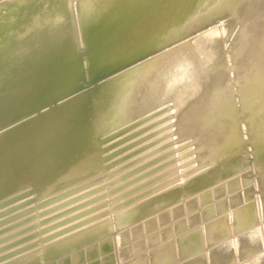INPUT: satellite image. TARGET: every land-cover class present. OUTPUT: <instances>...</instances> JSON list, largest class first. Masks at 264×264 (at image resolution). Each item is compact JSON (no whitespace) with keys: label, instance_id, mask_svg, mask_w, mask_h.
<instances>
[{"label":"rangeland","instance_id":"1","mask_svg":"<svg viewBox=\"0 0 264 264\" xmlns=\"http://www.w3.org/2000/svg\"><path fill=\"white\" fill-rule=\"evenodd\" d=\"M1 1L0 6L9 3V0ZM71 1L68 2L67 0L68 3H73V5L75 3V7L73 5L72 7L69 4V6L72 7L69 8V10L73 12V14H70L71 17L73 18L75 16L71 21H73V31L78 40V51H75V48H73L71 55L73 59H77L80 65H82V70H86L84 67L85 50L82 48V44L79 43V41L82 42L83 38L81 37L82 28L80 25V18L77 16L75 10L76 0ZM188 1L189 0H149V2L147 1V10L149 11V14L153 15L156 13L157 8L165 10L168 9V6H171L173 3L181 5L183 2L186 4ZM256 1V3H258L260 0ZM262 1L264 0H261L260 3ZM249 2L246 3L245 0V2L243 1V4L246 3L248 5L247 6L245 4L247 8L253 7L254 5H252V0H249ZM224 4H217L210 8V11L207 12V19L209 22L211 21V27L214 29V31L217 30V34L220 33L218 34V38L220 41H222L221 43L226 44L225 46L223 45L225 47L223 51L229 47V41L231 37L235 35V33H233L235 32L234 26H236V23H238L240 18L237 17L236 13L239 12V15L240 13H245L244 10H247V8H244L245 5L243 4L241 5L244 7H242L240 4H238L240 7L236 4H233L235 8L232 7V11L229 9L231 0H228V2L225 0ZM139 8L140 6L130 7L129 9L127 8L125 10L126 13L124 12L125 15L120 19L119 23H121L122 26L128 23V17L130 19L134 18L136 14L135 12H138L140 10ZM239 8L244 9L243 12L242 10L240 11ZM235 9L237 11H235ZM225 10L228 11L225 12ZM215 11H218V13L214 14ZM218 16L220 18H218ZM222 18L227 21H223ZM215 19L217 20L215 21ZM224 22L225 24H229L230 22V28L233 26L231 29L234 28V31L228 30L227 27V29L223 28L225 27ZM206 28L208 29L210 26H207ZM206 28L199 32L201 33L199 35L201 38L206 33H209L210 31L212 32V28L208 30H206ZM109 31V29H101L99 35L107 36ZM247 34L254 37L259 35V33L251 32H247ZM197 35L198 34H196L194 38L199 37ZM183 39L184 38L180 40L182 44H187L183 43L185 40H187V38L185 40ZM166 46L167 45L162 46L163 50L170 48ZM229 50L230 49L228 48L225 50V52H229ZM186 51L188 53H186ZM185 53L189 56H186L188 61H191L193 64L201 63V58L192 54L190 49H185ZM229 55L232 57L230 52L229 54L227 53L228 57H230ZM261 55L264 56V52H262ZM51 56V51H49L39 68L37 70H30V73L33 77L37 76L36 79L40 80L41 78V80L45 82H47L49 78L52 79L48 87L49 89L44 94H41V98L36 93L35 97L32 96L31 99H26V97L23 98L21 102H31L27 107L28 110L23 111V114L16 112L15 114L9 115L7 117L10 112L6 113V120L0 124V132L2 131L0 135H5V133L9 130V132H11V130L14 131L19 127H26L30 125L34 129L42 126L43 122L48 121L49 123V120H56L54 118H59L60 116L63 119L65 115H67L66 112L72 107L86 106L85 108H87V105L90 106L96 102L98 106V104L101 103L105 97H110L112 92L118 91V89L121 88L120 81L113 80V77L134 64H129L127 62L129 60L127 58H130L131 53H127L124 56L120 55L117 58L111 57L110 55L109 60H106L102 64L98 72L91 73L82 71L81 77L78 80L75 79L76 81L73 82L74 80L70 81L69 75H66L64 71L59 69L55 71L49 70L51 67L48 66V61L51 60ZM213 56H215V53H210V57ZM120 58H123L126 62L122 66H118V64H116ZM144 58L145 57H142V59ZM233 58L228 59L230 62L232 61V64L229 62V64L232 66L235 62L234 60H236V58ZM191 62H185V66L175 67L171 72L172 75L170 74L166 80L164 79L165 81L162 83H172L173 81L176 82L179 79L182 81L181 84H179L180 88L178 87L179 90H182L181 92L175 91L176 93H174V91H171L168 88H166L167 90L163 89L166 86L164 87V85H162L161 87V83L160 85L156 86V90L153 88L154 93H152V99L158 98L160 105L158 104L157 109L155 108V110L151 111V115L146 113L144 114L145 118L142 117V115L140 116L139 121H137L139 117H136V120L135 118H132L131 122H133L132 120H135L134 122L136 124H128L130 123L128 122L130 120H127L126 123L125 121L124 123H113V121H107V126L102 125L106 129H103L104 127H102V132L98 133L97 135L93 134L90 137L88 135L85 136L80 141L81 143L84 142V146L80 147L79 149H75L76 145L72 146L75 144V142H71V146L75 150H72V156L71 153L68 152L66 156H69L73 161L71 162L74 163V167H71L72 169L68 168L67 171H64V167L60 165L42 169L41 172L44 174L38 183H34L33 181H25L19 184H27L28 182V184H30V182H33L34 184H44V186L46 184L45 187H39L38 191L36 192L32 191V189L28 188V186L25 187L24 185H20L19 189H16L7 195L6 198H0V227L6 225V223L15 221L17 217H19L17 220H21L22 216L24 218L23 220L32 217L29 221L33 222L32 225H34V227L29 230L31 232L28 231V233L24 235L23 238H21L22 236L20 237L21 242L18 243V247L19 245L21 246L17 249L18 251L15 250L17 247H15L16 244H13V241H9L11 244H9V242L6 243L7 246L1 245V255L6 251V255L9 257L16 256L15 260L12 258V261L7 264H264V186L259 184L260 175L263 174L261 178L264 177V168L261 167V173L257 171V164L252 151L253 149L251 144H249L250 142H248L250 139H248L247 135L246 138L244 135L243 138L238 137L240 136V133L236 130L239 128L237 121L235 125L238 128H232H234L238 133L233 130V136L235 135L238 143L241 141V138L242 140L245 139V141H241L242 143H239V150H241V152L238 155V158L234 157L236 159L232 162L236 165L235 169L230 174L221 175L220 178H217L216 180H206L199 182L201 181L199 180L201 177L210 173L208 171L210 170V167L204 164L205 162L200 157V147H197V144L200 145V142L204 139V132L203 130L200 131L201 129L199 128L197 130L200 131V133L194 130L193 136L192 132H189L188 134L187 131L183 129L184 133L182 136L177 135L178 133L176 131L179 129V120H176L174 117V112L171 113L172 108H170V104L160 101L161 98H166L164 97L167 93L166 91H168L169 96V92H172L174 97L183 96L184 94H190L191 97L197 95L198 92L196 93L194 91L190 92L189 90H186L189 83H192L188 82V80H190L191 76L194 75H196L194 78H197V76L200 77L199 75L203 72H199V70L202 68H198V66L194 67L193 69V66H191L193 64H191ZM186 66L188 67L189 72L187 71ZM105 68H107V70H105ZM230 68L232 69L233 67L230 66ZM182 70L185 72V74L182 72ZM227 70L229 73L231 72L230 74L232 79L227 83L228 85H226L230 86L229 90L231 91L228 92H233V96H236V87H238V85L241 83H238L240 81L235 79V74L237 73L234 74V71L232 73L233 69L231 71L230 69ZM254 71L258 72L256 69ZM263 73L264 71L259 74L260 77H263L262 81H264ZM189 74L190 76H188ZM175 76L178 78H175ZM194 78L192 77V79ZM6 83H8L7 80ZM38 84H41V82H38ZM44 86L41 88L40 92L44 91ZM184 88L186 92H183ZM143 92L145 91L143 90ZM177 92H179V94ZM144 95H146V93ZM67 101H70V103ZM64 102H66V105L63 104ZM261 103L264 104V99ZM262 104L260 106L261 108L263 107L262 109H264V105L262 106ZM159 108L160 110H158ZM92 113H94L93 110ZM235 113L237 114H235L236 116L234 115V118L238 119L239 121H242L243 118L246 119L249 116H244V114L242 115L239 113V111ZM90 114L91 113L89 112L88 115L90 116ZM147 114L148 117L145 116ZM92 116L94 117V114ZM142 122H144V124ZM176 122H178V124H176ZM7 123L9 126L6 125ZM111 125L114 127L112 128ZM175 128H177V130ZM263 130L264 127L262 128L260 144L261 142H264ZM235 132L238 135L235 134ZM246 132L248 131L246 130ZM53 133V129H47L42 134V136H38L39 141L42 140L40 142L36 140L39 143L38 146L40 145V151L45 148V146H52L53 141L51 136H53ZM195 134H198L199 138L202 139H195ZM26 135L30 138L32 136L28 133ZM35 143L36 142H34V144ZM145 144L147 146H145ZM263 145L264 144H262L261 147H264ZM81 148L83 149L81 150ZM153 149L155 151H153ZM161 150L163 151L161 152ZM159 152L162 155L158 154ZM61 154L63 155V153ZM150 154L151 156L155 154V156L152 158ZM62 155H55V158L52 156L51 160L59 162L64 158ZM79 161L81 162V167L79 166ZM200 162L201 165H199ZM92 163H94V166ZM75 165L80 167V172L83 168H86L87 172H85L83 169L85 174L83 171V174H81ZM262 165L264 167L263 162ZM77 169L80 174L77 172ZM64 173H66L67 176ZM74 173L77 175L74 176ZM6 176H4L2 180L5 179ZM72 177L75 179H72ZM69 179H72V181H69ZM51 182L54 183L53 187L50 185V187L47 188V184ZM0 184H2V182ZM214 189H216V191ZM172 190H174V192ZM143 197L145 200H142ZM202 198L204 202L202 201ZM238 199H240V201ZM21 201L23 202L19 203ZM143 201L144 203L148 202V204H144V206H142ZM230 201H233V203H229ZM234 203L235 205H233ZM23 205H25L26 208ZM226 205L228 207H226ZM20 208L22 209L20 210ZM18 209L21 212H18ZM203 214H206L207 216H204ZM24 216H26V218ZM52 216L54 218H52ZM3 217L5 219H3ZM13 217L15 219H13ZM1 218L3 220H1ZM212 222L215 225L223 224L221 226V232H218V229L215 230V235L217 237L215 240L212 239L213 241L209 239L206 233V229L208 230V224H213ZM30 226L31 224L29 223L27 227ZM209 226V228L212 226L214 227V225ZM8 227L9 226H7V228ZM7 228L5 229L4 233L10 231ZM12 232H15V230ZM188 237L190 238L187 239ZM4 239L0 242H5L6 240ZM164 250H167L168 254L167 258L165 259L161 258L160 255V253H162ZM186 251H188V253Z\"/></svg>","mask_w":264,"mask_h":264},{"label":"bare ground","instance_id":"2","mask_svg":"<svg viewBox=\"0 0 264 264\" xmlns=\"http://www.w3.org/2000/svg\"><path fill=\"white\" fill-rule=\"evenodd\" d=\"M70 1L71 0H68V2ZM147 1L149 2V0H76L75 1L76 2L75 10L77 16L80 18V25L82 28L81 37L83 38H82V42L79 41V43L82 44L81 46L85 50L84 67L86 70H82V65H80L77 59L76 60L73 59L71 55L72 54L71 51L73 48H75V51H78V47H77L78 40L73 31L74 29L72 26L73 21H71L75 16L72 18L70 14H73V12L69 10V8H72L75 5V3L73 5V3L72 4L68 3L67 0H11V1L9 0L8 4L0 6V124L6 120L5 114L8 112L10 113L7 115V117L9 115L15 114L16 112L22 113L23 111L28 110L27 107L31 102H21L23 98L26 97V99L27 98L31 99L32 96L35 97V93L40 97L41 94H44L49 89L48 87L52 79L49 78L47 82H45L41 80V78L40 80L36 79L37 76L33 77L32 74L30 73V70H37L39 68V66L45 60V57L49 51H51L52 56H51V60L48 61L49 63L48 66L51 68L48 69L50 71H55L57 69L64 71L66 75H69L70 81L74 80L73 82H75L81 77L82 71H87L91 73L98 72L102 64L106 60H109L110 55L111 57L117 58L120 55L124 56L127 53H131L130 58H127L129 59L127 62L129 64L134 63L131 67L126 68V70L119 72L114 77L112 76L114 78V79L112 78L113 80L120 81L121 88L118 89V91L112 92L110 97L107 98L105 97L104 100H102L101 103L98 104V106H97V102L95 101L96 102V103L94 102L95 104H92L90 106L87 105V108H85L86 106L72 107L66 112L67 115H65L63 119L61 116L59 118H54L56 120L53 119L49 120V123L48 121L43 122L42 126L34 129L31 127V125L26 127L18 126L19 127L18 129L14 131L11 130V132H9L10 131L9 130L8 131L9 133L6 132L7 134L6 133L5 135L3 134L4 136L0 135L2 136L0 137V183L2 182V184H0V198L1 197L6 198L7 195L12 193L16 189H19L20 185L21 186L24 185L25 187L28 186V188H31L32 191H36V192L38 191L39 187H45L46 184L45 186L44 184H34V183H38L42 179V175L44 174L41 172L42 169H47V167H53L56 165L63 166L64 171H67L68 168L72 169L71 167H74L73 165L74 163H72L73 161L70 159L69 156L68 157L66 156L67 152L71 153L72 156L73 155L72 150L74 149L72 146L76 145L75 149L77 148L79 149L80 147L84 146V142L81 143L80 141L87 135L90 137L93 134L97 135L98 133L102 132L101 128L104 127L105 125L107 126V121H113V123L114 122L124 123L125 121L126 123L127 120H130L128 121L130 122L128 124H131V123H135L134 121L136 120V117L137 118L139 117V119L137 120L139 121L140 116L143 115L142 117H144V114L146 113L151 115V111L155 110V108L157 109L158 104L160 105L158 98L152 99V93H154L153 88H155L156 90L157 89L156 86L160 85V83H161V87L162 85H164V87L166 86L163 89L168 88L171 91H174V93H176L175 91L181 92L182 90L181 89L179 90L178 87L182 81L179 79L176 82L173 81L174 83L173 82L172 83L166 82L164 84L162 83L171 74V72L175 67L185 66L186 65L185 62L187 63L191 62L188 61V58L186 57L188 56V54H186L188 52L186 51L185 53V49L186 50L190 49L192 51V54H194L197 57H200L202 60L200 64H193L191 62V64H193L191 65L193 66V69L196 66H198V68L201 67L202 69L199 70V72L202 71L203 73L199 75L200 77L197 76V78H194V76L196 75L191 76V79L188 80V82H192V83H189L186 89L189 90L190 92L194 91L198 93L196 96L193 97H191L190 94L189 95L184 94L183 96L174 97L172 95V92H169L170 94L169 96L168 91H166L167 96L166 95L164 96L165 92L163 93V96L166 98H161L162 100L160 99V101H163V103L164 102L169 103L171 107L169 106V104L168 106L172 108V110L170 109L172 111L171 113L174 112L175 114L174 117L176 118V120H179L178 121L179 124L178 122H176V124H178L179 126V129L177 130V128H175L177 130L176 132L178 133L177 135L182 136V134L184 133L183 129L186 130L188 134L189 132H192L193 136H194L193 131L194 130L198 131L197 129L199 128L201 129L200 131L203 130L204 132L203 133L204 139L200 142V145L197 144V147L198 146L200 147L199 148L201 150L200 157L205 162L204 164L210 167L209 168L210 170H208L210 173L207 174L206 176L201 177L199 179L201 181L199 182H203L206 180L213 181L216 180L217 178H220L221 175L230 174L236 167V165L233 164L232 162L233 160L238 158V155L241 152V150H239L240 148L239 143L241 141L242 142L245 141V139L242 140V138L244 136L246 138V135L248 136V139H250V141L248 142H250L249 144H251V147L253 149L252 151L256 160L257 171L259 173L262 172V170L260 169L261 167L264 168L262 165V162L264 164V159H263L264 147H261V145L264 144V142H261L260 144V138L262 135V128L264 127V109H262L263 107L261 108L260 105L262 104L261 102L264 99V86H263L264 81H262L263 77H260L259 74L264 71V56L261 55L262 52H264V1H262L263 3L262 2L260 3L261 1L260 0L258 1V3H256L257 2L256 0H252V2L256 4L252 3V5L254 6L247 8L246 3L249 2V0H246V3L244 4L243 1L245 2V0L243 1L231 0L229 9H231L232 7L235 8L234 7L235 4L236 5L246 4L245 7L242 5L241 6L247 8L246 11L244 9H241L242 7L239 8L240 11L242 10L243 12L244 10L245 13L242 14L240 13L239 15H238L239 12L236 13L237 17L240 18L238 23H236V26H234L235 32L233 33H235V35L233 34L234 36L231 37L232 40L228 38L230 39L229 41L230 45H228L229 46L228 48L230 49L229 52L232 55V57L230 55H229L230 57H228L227 53L229 54V52L227 51H226L227 53L225 52V50L228 48H226L223 51V49L225 48L224 46L226 44L221 43L222 41H220L218 38V34L220 33L217 34L216 33L217 30L214 31V29L211 27L212 26L211 21L209 22L207 19L208 17L207 12L210 11L209 9L217 4L218 5L224 4L225 0H189L186 4H184L183 2V4L181 5L173 3L171 4V6H168V9L165 10L157 8L156 13L153 15L149 14V11L147 10L148 7ZM69 4L73 6L71 7L69 6ZM135 6L137 7L140 6L139 8L140 10L138 12H135L136 18L131 17L132 19H130L128 17L129 19L127 20L128 23L122 26L121 23H119V21L125 15L124 14L125 10L127 8L129 9L130 7H135ZM226 11L228 10H225V12ZM235 11L237 10L235 9ZM215 13H218V11H215L214 14ZM218 18L220 17L218 16ZM216 20L217 19H215V21ZM222 20L224 21L225 19L222 18ZM229 24L226 23L225 27H223L224 25L222 27L223 28L227 27L228 30H233L234 28L231 29L233 26H231L230 28ZM207 26H210V28H212V32L209 30L210 32L206 33L201 38V36H199L201 33L199 32H201V30L206 28ZM101 29L102 30L109 29L110 30L109 34L107 36L99 35ZM208 29L206 28V30ZM247 32L259 33V35L257 37H254L252 35H248ZM196 34H198L197 36L199 37L194 38ZM181 37L184 38L183 40L187 38V40L183 42L187 44L184 45L182 44V42L180 41L182 39ZM164 45H167L166 47H170V48H167V50L165 49L163 50L162 46ZM210 53L211 54L215 53V56L210 57ZM142 57L145 58L142 59ZM233 57H235L236 60H234L235 62L233 61L234 64L232 66L230 65L232 64V61L230 62L228 59ZM125 63L126 62L123 58H120V60L116 62L118 66H122ZM230 66L233 67L232 68L233 70L230 68ZM227 69H230V71L232 70V73L234 71V74L237 73L235 74L236 75L235 79L240 81V82L237 81L238 83H241L240 85H238V87H236L237 88L236 96H233V92L232 93L228 92L231 91L229 90L230 86H226V85H228L227 83L232 79L230 74L231 72L229 73ZM255 69L258 72L254 71ZM105 70H107V68H105ZM187 71H188V67H187ZM182 72L185 74L183 70ZM188 76H190V74ZM192 77L194 79H192ZM175 78L178 77L175 76ZM185 78L183 79L186 80L187 78L186 79ZM6 80L8 81V83H6ZM38 82H41V84H38ZM43 86H44V91L40 92ZM143 90L145 92H143ZM184 91L185 88L183 92ZM145 93L148 97L144 95ZM177 93L179 94V92ZM67 102L70 103V101ZM63 104L66 105V102H64ZM263 105L264 104H262V106ZM53 109L56 110L55 108ZM92 110L94 113H92ZM158 110H160V108ZM238 111L242 115L244 114V116H248V115L249 116L246 119L241 118L242 121L241 120L239 121L238 119L234 118V115L237 114L235 112ZM89 112L92 115L94 114L95 118L91 114L89 116L88 115ZM148 114L145 116L148 117ZM132 118L133 119L135 118V120H132L133 122H131ZM237 121H238L237 125L239 128L236 127L235 125ZM142 123L144 124V122ZM6 125H8V123ZM232 127H235V129L236 128L239 129V130L236 129L240 133V136L238 137H242L239 143L235 135L233 136L234 131L236 130ZM44 129L45 131L47 129L48 130L53 129L54 133L53 136H51L53 143L52 146H45V148H43L40 151L39 150L40 145L38 146L39 144L38 136H42V134L45 132ZM103 129L106 128L104 127ZM246 130L248 132H246ZM200 131L198 132L200 133ZM236 132L235 134L238 133ZM27 133L32 135L31 138L26 135ZM198 134H195L196 136L195 139L199 138ZM34 142L36 143L34 144ZM71 142H75V144L71 146ZM145 146L147 145L145 144ZM82 149L83 148H81V150ZM163 150H161V152ZM153 151L155 150L153 149ZM61 153H63V155ZM158 154L161 153L159 152ZM55 155H62L64 158L62 157L63 160L61 159V161L59 162L51 160L52 156L55 158ZM154 156L155 154L152 155L151 157L153 158ZM93 164L94 163H92V165ZM199 165H201V162L199 163ZM79 166L81 167V162ZM80 167H77L79 169V172H80ZM83 169L81 170L83 171ZM82 171L80 172L81 174H83L84 171L87 172L86 168L84 169L83 172ZM75 173L74 176L78 174L77 173L75 175ZM64 174L66 175V173ZM4 176H6V178L2 180ZM261 176H263V174H261L259 177V184H262L264 186V180H263L264 177L261 178ZM70 178H71V174H70ZM72 179L75 178L72 177ZM72 179H69V181L70 180L72 181ZM25 181L26 182L33 181L34 183L30 182V184H28L29 183L28 182L27 184H19ZM51 183L47 184V188L50 187V185H52L53 187L54 183L53 184ZM214 190L216 191V189ZM172 191L174 192V190ZM143 199L144 197L142 198V200ZM238 200L240 201V199ZM22 202L23 201L19 203ZM142 203H143L142 206H144V204H148V202L144 203V201ZM229 203L232 204L233 201L232 202L230 201ZM233 205H235V203ZM23 206L25 207V205ZM5 207H9V206H5ZM226 207L228 206L226 205ZM22 208H20V210ZM18 212L21 211H19L18 209ZM206 214L208 215L207 212ZM53 216L52 218H54ZM24 217L26 218V216ZM18 218L19 217H17V219ZM31 218L23 220L24 218L22 216L21 220L16 219L17 221L15 220L11 223L9 222L11 220H9L8 221L9 223H6V225L1 226L0 234L2 232L3 233L0 235V241L3 240L4 238H5L4 240L6 241L0 242V248L1 245L7 246L6 243H8L9 241H13L14 242L13 244H16L15 247H17V248L15 247L13 248L17 250L21 246L19 245L18 247V243L21 242V238H23L24 235H26L28 231L34 227V225H32L33 222L29 221L31 220ZM3 219L5 218L3 217ZM3 219L1 218V220ZM13 219L15 218L13 217ZM29 223L31 224V226L27 227ZM209 225H214V227L212 226L211 228H209L210 227ZM222 225L219 224L215 225L214 223L208 224V230L206 229V233L210 240L212 239L215 240V238L217 237L215 235L216 232L215 230L218 229V232H221ZM7 226L9 227L7 228ZM6 228L9 229L10 231L4 233ZM13 230H15V232H12ZM38 230H43V229H38ZM189 238L190 237H188L187 239ZM9 244H11V242H9ZM186 252L188 253V251ZM6 254H7L6 251L2 255L0 254V264L10 263V261H12V258L14 260L16 259V256L9 257ZM5 255L8 257H6ZM160 255L161 258L163 259L167 258L168 256L167 250H164L162 253H160Z\"/></svg>","mask_w":264,"mask_h":264}]
</instances>
